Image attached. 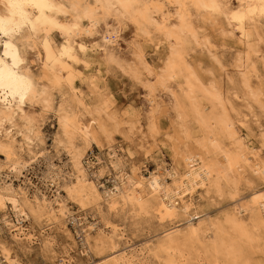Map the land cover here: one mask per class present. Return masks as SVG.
Masks as SVG:
<instances>
[{
  "label": "bare ground",
  "instance_id": "obj_1",
  "mask_svg": "<svg viewBox=\"0 0 264 264\" xmlns=\"http://www.w3.org/2000/svg\"><path fill=\"white\" fill-rule=\"evenodd\" d=\"M162 1L0 0V264H30L27 259L30 251L22 244L20 236L24 230L21 233L19 225L20 220L31 219L55 225L61 221L77 223L85 234L82 255L90 250L101 253L110 249V255L98 264H146L148 259H162L164 264H178L179 259H185L183 264H193L195 257H187L191 254L201 258L202 264H264L254 258L257 234L264 229V189L253 188L248 197L234 194L233 206L224 217L216 219L198 211L193 202L196 195H205L210 200L221 197L227 190L235 192L238 183L248 175L264 180V160L259 150H253L238 135L235 120L227 114L222 90L213 84L206 85L188 60L190 43L208 47V54L216 57L211 52L215 45L200 33L201 23L206 21L218 23L230 41L237 43V34H241L238 37L241 46L236 47V53L238 50L249 59L256 53L255 46L243 25L261 30L264 0H237V9L232 8V0ZM130 31L136 39L145 37L155 44L165 61L156 84L147 80L144 88L151 107L157 104L158 94L166 95L181 124L183 147L175 151L177 166L172 170L159 165L150 171L148 155L127 171L126 163L113 151L108 154L109 162L96 157L97 162L92 163L86 154L93 146L99 148L103 141L111 144L112 134L123 123L116 113H107L96 104L91 109L86 104L66 61L75 58L74 51L79 52L92 76L90 84L99 92L102 66L118 65L137 78L144 67L151 76L141 45H135V61L121 58L119 41ZM53 34H60L65 42L57 47L51 38ZM82 36L98 41L84 48L77 43ZM31 56L41 66V77L26 65ZM250 67L247 62L245 70L238 66L236 71L239 83L246 89H251L253 78L264 83L257 69ZM64 86L75 101L74 107L71 106L75 109L65 102L56 109L59 130L55 143L66 150L74 170L63 182L68 198L83 210L90 205L95 207L96 214L92 217H98V221L86 225L70 214L61 195L50 201L38 190L30 199L27 189H16L3 179L6 172V177L23 176L29 161L35 162L39 155L34 149L40 137L24 106L35 99L42 110H52V91ZM105 90H101L99 97L105 96ZM258 95L252 94L254 98ZM233 99L239 100L237 92L233 93ZM79 108L83 116L77 115ZM247 109V117H253L258 128H262L251 100ZM86 114L91 117L88 123L83 119ZM240 121L248 129L246 120ZM126 123L131 125L130 129L135 125ZM191 125L197 130L193 131ZM150 130H155L154 124ZM260 136L263 147L264 130ZM227 138L234 140V149L226 145ZM189 144L192 146L188 147ZM98 165L117 172L110 180L112 188L102 184L103 173L101 168L96 169ZM48 169L49 176H60L53 163ZM58 186L62 187L59 183ZM8 211L15 214L17 222L10 219ZM121 215L125 220L127 215L132 219L155 218L164 230L141 248L129 246L123 229L113 223ZM193 215L197 216L187 219ZM181 220L186 222L180 224ZM7 233L14 245L3 237ZM39 236L47 260L53 256L50 240L43 233ZM34 239L37 238L31 235L26 241L31 244ZM70 253L71 250H66L49 262L71 264Z\"/></svg>",
  "mask_w": 264,
  "mask_h": 264
},
{
  "label": "rangeland",
  "instance_id": "obj_2",
  "mask_svg": "<svg viewBox=\"0 0 264 264\" xmlns=\"http://www.w3.org/2000/svg\"><path fill=\"white\" fill-rule=\"evenodd\" d=\"M163 3L162 0H159ZM237 0H232V8L237 9ZM196 21V20H195ZM197 22V21H196ZM264 24V19L262 21ZM200 33L205 39L210 41L212 45H215L211 52L216 56L208 54V47H203L197 44H189L188 57L189 62L197 70H195L199 77L204 81L206 85L213 84L218 86L224 96V102L227 109V114L230 119L235 120L237 125L238 135L244 139L246 144L253 150H259L262 159L264 160V146L260 147L261 132L264 130V83L256 78L251 81V89H246L239 83L238 66H243V70L247 67V62L253 68H256L259 74L264 78V25L260 29H251L247 24L243 25L246 35L252 37V43L255 46V52L249 59L245 54L236 53V47L241 46L238 43V37L241 34H237L236 41H230L228 37L218 28V23H210L206 21L201 23ZM197 25L200 26V24ZM51 38L57 47L61 46L65 41L60 34H53ZM98 41L95 38H89L82 36L77 40V43L84 48H89L93 43ZM141 45V49L144 55L145 62L149 65L152 71V75L149 76V72L144 67L140 69V77H134L132 73L124 72L118 65H106L101 67L102 80L98 82L97 86L101 90H105V96L99 97L100 92L94 90L90 84L92 79L91 74L87 71L83 62L81 54L74 51L75 58L67 60L69 70L73 73V82L82 91L86 99V104L92 108L100 105L105 108L107 113H116L119 121L122 124L121 129L118 132L112 134L113 141L111 144L103 141L98 148L93 146L87 151L88 157L92 158L94 162L96 157L103 158L109 162V152H115L128 166L130 167L139 165L143 162L145 155H148L149 161L147 166L150 171L160 165L165 169L172 170L175 168V151L179 147H183L180 138H182L181 124L176 117V114L171 106L169 98L166 95L158 94L157 104L151 107L146 97V89L144 86L147 84V80L156 84V76L158 77L163 73L164 59L157 51L155 44L148 39L137 38L131 35V31L128 34L123 35V39L119 41L118 50L121 52V58L127 61H135L134 53L136 46ZM75 50H78L77 45L74 46ZM248 60V61H247ZM27 67L30 71L41 77V66L37 60L31 56L27 59ZM250 67V68H251ZM233 80L235 82H233ZM160 90V89H159ZM158 90V91H159ZM237 92L239 100L236 102L233 99V93ZM53 93V109L42 110V105L34 99L24 106L27 114L33 119L34 131L39 134L40 139L35 142L37 145L34 151L39 153L35 162L29 161V166L24 170L23 176L17 177L14 174H10V177H6V173L3 174V179L8 183H12L16 189L23 188L29 191V198L33 199V195L36 191H40L48 197V200L52 201L57 196L61 195L65 199V204L70 214L77 220H81L82 224L86 225L89 221H98L97 218H93L92 215L96 214L95 207L93 205L88 206L86 210H83L80 205L74 200L68 198L65 189L63 188L64 179H69L71 174L74 173L70 157L63 146H58L55 143L57 133L59 130L58 119L56 117V109L60 104L67 103V106L74 107L75 101L72 99L67 86L61 89H54ZM180 93V92H179ZM253 93L259 94L256 98L252 96ZM64 95V96H63ZM258 99V100H257ZM104 101V104L102 101ZM252 101L254 111L260 118L262 128H258L254 122L253 117L248 116L247 103ZM254 101V102H253ZM207 103V102H206ZM93 104H96L95 106ZM71 107V108H72ZM151 108V109H150ZM75 109V108H72ZM154 112H151V110ZM77 115H82V110ZM239 112L245 115H239ZM86 113V112H85ZM105 116L104 112L101 113ZM84 123H88L91 119L87 114L83 117ZM240 120H246L248 129ZM130 122L135 124L132 129L129 127ZM154 124L155 130L151 131L150 126ZM193 131L197 128L194 125ZM226 145L234 149V140L225 139ZM192 146L191 144L188 147ZM237 147V152H238ZM26 160H29V156H25ZM2 158V156H0ZM53 163L57 169L56 172L60 174L59 177L55 175L49 176V164ZM102 170L103 180L102 184H105L108 188H112L111 177L117 172L114 169H103V166H99L96 169ZM94 169V170H96ZM149 176V173H143ZM62 185V187H59ZM259 188L264 189V180L257 177L248 175L247 179L242 180L235 188V192L227 190L221 197L213 198L210 200L205 199V195L199 197L196 195L193 198V202L196 204L198 211H203L209 214L213 219L217 217H224L230 210L235 202V195L248 197L251 189ZM231 192V193H230ZM192 210L191 213L195 214ZM1 215V214H0ZM10 219L17 222V218L13 212H7ZM197 215L187 217V219H193ZM21 221L19 227L24 230V234L20 236L22 244L29 248L27 253V259L30 264H56V261L52 263L49 260L54 257L63 255L66 250H71L70 263L71 264H98L103 258L108 257L111 253L110 249H104L101 253H97L90 250L89 253L82 255L84 249V231L77 226V223L72 221H61L59 225L49 224L47 222L38 223L31 219L30 221ZM196 222V220H193ZM186 221L181 220L180 224H184ZM113 223L123 229L126 234L129 246L141 248L145 242L155 239L161 235L164 228L161 226L155 218L143 217L132 219L127 215V220L121 215L119 218H115ZM88 230V229H86ZM20 234V232H17ZM43 233L50 240V249L53 251V256L46 260L44 253L41 249V241L39 234ZM108 233V231H106ZM33 236L32 243H28L26 238ZM94 235V233H93ZM7 242L14 245L11 234L7 233L3 236ZM257 254L255 259L262 260L264 263V229L257 234L256 243ZM86 250V249H85ZM147 256V255H146ZM190 259L193 264H202L201 258L196 257V254H191ZM22 258V256H21ZM178 264L186 262L185 259H179ZM146 264H164L160 259H148Z\"/></svg>",
  "mask_w": 264,
  "mask_h": 264
},
{
  "label": "built area",
  "instance_id": "obj_3",
  "mask_svg": "<svg viewBox=\"0 0 264 264\" xmlns=\"http://www.w3.org/2000/svg\"><path fill=\"white\" fill-rule=\"evenodd\" d=\"M88 159H92V158H91V157H90V158L88 157ZM90 161H92V160H90ZM92 162H93V161H92Z\"/></svg>",
  "mask_w": 264,
  "mask_h": 264
}]
</instances>
